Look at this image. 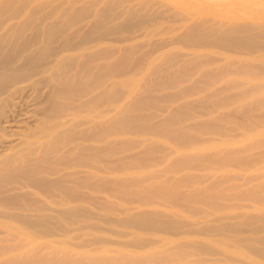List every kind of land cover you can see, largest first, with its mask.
Instances as JSON below:
<instances>
[{
	"label": "rangeland",
	"instance_id": "obj_1",
	"mask_svg": "<svg viewBox=\"0 0 264 264\" xmlns=\"http://www.w3.org/2000/svg\"><path fill=\"white\" fill-rule=\"evenodd\" d=\"M61 1L34 0L30 3V7L36 3L46 4L45 10H47ZM105 1L102 0L98 7L102 6ZM208 1L121 0L116 7V11H119L121 15L118 18L109 17L106 26L113 27L123 21L132 9L134 11L140 9L141 13H145V19L139 22L138 17H135L132 25L125 24L122 28L110 31L103 40H94L86 43L83 48L62 52V56L75 57L104 48L106 51L114 52L108 57L97 59L94 62L108 63L118 59L124 49H133L129 54L127 63L119 66L117 70H113L112 72L115 75L109 78L99 90L89 94L92 95L103 88L111 92L117 89L122 92V98L116 102V106H113L114 102H103L100 109L106 111L104 116L96 117V112H92L90 118L94 122L98 120L102 122L110 121V119L118 116L119 111L128 105L132 98H139V94L145 87L144 81L147 77L149 78L152 69L157 64L166 62L165 66H167V63H173L172 66H167V73H173L177 77L180 65L184 62L195 61L192 57L196 54L204 56L203 58L213 59L211 64L204 66L206 69H215L229 63L235 69L243 63L264 62V54L260 51L249 54L219 47L194 50L187 47L183 42L175 40L192 22L200 20L201 17L210 18L208 23L215 24L220 30L226 28L229 23L237 22L256 23L261 28L264 27V0H226L213 3L215 5ZM82 2L83 0L75 3L74 7L84 4ZM64 7L65 3L60 6V9ZM25 13L18 18L8 20L7 25L16 24L25 17ZM185 14H189L187 19ZM58 15L59 12L45 22L55 19ZM94 18V16H90L73 24L66 28L63 34L65 37H70L73 42H77L81 32L89 28ZM63 37H59V40L62 41ZM60 41H56L57 44ZM172 54L177 56L172 58ZM109 68L110 66L106 67L104 71H108ZM198 76L199 73H194L188 79H182L174 86L151 90V94L156 98L148 101L149 103H146L143 107L135 108L134 115H136V121L156 125L159 129L144 128L139 132H134V134L123 133L117 136V140L120 141H118L116 148L113 147V143H110V141L115 140L114 136H107L104 139L105 143L114 150V154H112V151L106 153L105 156H102V159H111L115 162L104 160V163L107 162L109 166L102 169V172L95 173L97 176L93 173L96 172L94 167L99 165V162L96 163L93 160H89L91 165L83 172L79 170H83L84 167L73 169V166L69 167L70 169L67 168L68 170H64L67 171L66 174L74 172V177L78 176L80 179V175L87 171L86 175L88 176L87 173H90V177L88 176L90 179L95 180L100 177L101 179L95 181L104 180L97 189L79 187L76 191L84 199L75 200V203L84 204L86 208L84 215L88 216L70 217L63 229H57L46 234H38L27 229L16 220L0 216V246L9 244L13 247L0 254V260L10 255L38 250L42 254L57 252L60 255L67 253L68 256L71 255L72 259L82 260L80 261L82 264H177V259H162L161 253L173 250L174 242L180 240V238L188 239V241L198 240L199 238L203 242L206 241L212 250L211 252L197 250L191 257H202L211 264L222 262L228 264H264V255L259 252L260 246H263L259 241L264 238V221L261 220H256L250 226L243 225L244 228L237 233L224 231V234L216 233L211 236L196 233L173 236L162 231H138L128 224H119L118 222L119 219L127 217L128 213H135L145 208L164 211V215L166 213L178 216L186 214L184 218L188 222H193L196 218L198 221L200 220L201 222L194 221L197 222L196 225L198 226L205 224L206 219L209 216L211 217V214L223 216L224 214L232 215L234 213H237L236 215L245 214L254 209L260 212L264 211V74L258 73L250 76L245 72H233L222 76L211 85H204L201 81L198 82L197 87L200 89L192 93H181V89L193 85ZM231 77L237 78L236 81L239 85L227 87V81ZM154 78L157 80L156 75ZM177 79L179 78L177 77ZM244 89H249L250 94L240 97V92ZM41 91L44 94L45 91L47 92V87H43ZM25 93H29L27 98L34 95V92H31L30 89H27ZM167 95H177V98L169 99V97H166ZM200 99L206 100L205 104H197ZM256 99H262L263 101L255 106L253 101ZM30 102L24 104L25 107L31 105ZM186 103H194V105L185 108L186 115L176 117L177 121L180 120L179 123H176V126L183 127L182 130L190 134L192 139L186 143L187 148H182L181 145L185 144L184 141H176L168 133L161 132L160 125L165 126V119L175 113V108ZM246 104H248L247 109L244 108ZM24 105L22 104V107ZM35 107L34 104L29 106L33 111L28 107L27 110L24 107L22 108V110H29L32 113L29 111L26 113L28 118L25 117V111H22L24 115L21 114L22 117L19 116L16 119L17 121H11L8 127L6 123H1L4 128V130H1V134L5 131L13 133L12 136L7 132L0 134L2 136V139L0 137V148L4 145L2 141L8 143V145L5 144L2 147L3 149H0V151L2 150L1 154L2 152L5 153L4 150H6V153L10 151L9 144L12 139L14 140L13 143L16 140V143L19 141L16 136L27 125V121L30 124L34 123L35 118L33 120L32 118L38 116L36 114V116L31 117ZM142 113L145 115L143 120L141 118ZM73 118L74 122L77 119L78 121L80 118L83 119L79 115H75ZM93 121H91V124ZM16 122L21 123L23 127ZM14 123L20 127L17 125V129ZM211 123L216 124L217 127L213 126L211 128ZM200 124L207 125L204 129H199L197 126ZM84 125L82 127H86V125L88 127L90 124L86 123ZM14 133L17 135H14ZM127 142H130V144H125ZM84 144L90 145L91 142L86 141ZM91 151L94 150H90L87 154L92 153ZM229 151L239 152L236 153L235 158H228L225 154ZM133 157L134 162H132ZM183 157H188L189 161L180 167H173L176 164L175 162ZM117 159L119 163L116 162ZM116 163L118 166L114 168L112 165L115 166ZM119 165H121L120 168ZM61 167L62 170L66 168ZM90 167L93 168L90 169ZM110 168H112L111 171ZM88 170L92 171L89 172ZM55 175L53 174L52 178L58 176ZM48 176V178L51 177V175ZM160 182L165 183L166 186L179 184L180 186L175 189L176 195L179 192L188 194L193 191L196 192V189H206L207 199L205 197L201 199V202H195L191 198L188 200H183L180 197L165 199L154 197L149 193L147 195L140 193ZM71 183L69 182V184ZM19 187L20 189L17 187V190L12 191L15 193L21 192V194L27 193V197L36 198L39 201L43 200L42 202H45V204L48 203V199L47 202L44 201L46 198L41 197L42 195L36 193L34 189ZM74 189L77 190L76 185ZM72 203L74 204V202ZM50 205L52 204L49 203ZM255 205L258 207H254ZM187 207H190L189 211L185 210ZM194 208H198L197 212H190ZM174 212L175 214H173ZM52 213L55 214V212ZM184 218L181 217V219ZM238 219L240 218H228L226 220L233 222ZM115 220H117V223L114 222ZM1 226L4 227L1 228ZM191 227H194V225ZM183 228L188 229L189 227ZM197 236L199 237L196 238ZM248 237L253 238L258 246L248 249L244 245V239ZM138 238H144L146 241L159 239V241L151 245L137 247L132 243ZM221 239H225L227 245ZM228 239H231V241L229 242ZM224 247H227V250ZM151 253L157 254V257L153 260L138 262V259H136L138 256ZM104 257L106 259H103ZM109 257H125L127 259L117 260L115 258L109 259ZM80 262L79 264H81Z\"/></svg>",
	"mask_w": 264,
	"mask_h": 264
},
{
	"label": "bare ground",
	"instance_id": "obj_2",
	"mask_svg": "<svg viewBox=\"0 0 264 264\" xmlns=\"http://www.w3.org/2000/svg\"><path fill=\"white\" fill-rule=\"evenodd\" d=\"M32 1L34 0H0V132L2 129L4 130L1 124L2 122L6 123L8 127L11 121H17L16 119L19 116L22 117V111L27 110V107L29 108V106L33 104L34 107H38L37 109L35 107V113L33 112L31 116L38 115L32 118V120L35 118V120H33L34 123L30 124L27 121V125L24 129L19 132L17 131L20 137H16L19 141L16 143V140L15 143H13L14 140L12 139L9 144L10 151L6 153V150H4L5 153L2 152L3 155L0 153V216L16 220L27 229L38 234H46L57 229H63L67 223V219L70 217L78 215L88 216L84 215L86 209L84 204L75 203V200L84 199L83 196L81 195L80 197V194L78 195L76 191H78L79 187L97 189L102 185L103 179L101 181L99 180L100 182L95 181L101 179L100 177L93 180L89 178L90 173H87L88 177L86 175L87 171L85 173L82 172L91 165L89 160H93L96 163L99 162V165L94 167L96 172L93 174L99 171L102 172V169L109 166L107 162L104 163V160L109 162L111 159H102V156H105L106 153L112 151V154H114V150L105 143L104 139L107 136H114L115 140L110 141V143H113V147L116 148L118 141H120L117 140V136L123 133L134 134V132H139L144 128L153 130L159 129L156 125L150 124V126L146 123L136 121V115H134L135 108L143 107V105L149 103L148 101L156 98L151 94V90L174 86L182 79H188V77L194 73H199L198 79L193 85L183 87L181 93H192L200 89L197 87V85H199L198 82L201 81L204 85H211L222 76L233 72H245L250 76H254L258 73L264 74V62L243 63L235 69L230 63L221 65L215 69H206L204 66L211 64L213 59L203 58L204 56L198 54L192 57L195 61L189 63L184 62L180 65L177 76L179 79H177L173 73H167V66H172L173 63H167V66H165L166 62L157 64L152 69L149 78L147 77L146 81H144L143 84L145 87L139 94V98H132L129 104L119 111L118 116L110 119V121L102 122L98 120L94 122L92 118H90L92 112H96V117L104 116L106 111L101 110L100 106L103 102L107 101L110 103L114 102V106L116 102L122 98V92L118 89L111 92L103 88L92 95L89 94L99 90L109 78L115 75L112 72L113 70H117L119 66L127 63L129 54L133 49H124L118 59L109 61L108 63L94 62L97 59L108 57L114 52L106 51L104 48L92 53L82 54V56L79 55L82 59L78 55L75 57L62 56V52L83 48L86 43L94 40H103L110 31L116 28H122L125 24L132 25L135 17H138L139 22L143 21L145 19V13H141L140 9L139 11H134V9H132L123 21L112 27L106 26V24L109 17L118 18L121 15L119 11H116V7L121 0H106L105 3L99 7L98 5L102 3V0H83L82 3L84 4L79 7H74V4L82 0H62L52 5L51 8L47 10H45L46 4L36 3L30 7ZM224 1L226 0H209L208 2L213 4ZM63 3H65V7L60 9ZM24 12H26V15L22 20L16 24L7 25L8 20L18 18L23 15ZM58 12L59 15L55 19L45 22ZM90 16H94L95 18L91 22L89 28L81 32L77 42H73L70 37H65L63 33H65L64 31L66 28ZM188 17L189 14H185V18L187 19ZM201 18L200 20L192 22L175 40L183 42L187 47L194 50L206 47H219L240 53L246 52L254 54L260 51L264 54V27L261 28L256 23L237 22L229 23L226 28L220 30L215 24L208 23L210 18ZM61 36L63 37L62 41L59 40ZM56 41H60V43L57 44ZM175 56L177 55L172 54L171 57L173 58ZM197 57L200 59L198 60ZM91 62L92 64H90ZM108 66H110L109 70L104 71ZM155 75L157 76V80L154 78ZM236 79L232 77L228 79L226 86L235 87L239 85ZM43 87H47V92L45 91L44 94L42 93L43 91H41ZM27 89L34 92L31 98H27V95L30 93H25ZM240 94V97L248 96L250 94L249 89H244ZM176 96L177 95H167L166 97L174 99L177 98ZM83 98L84 100H82ZM29 99L33 101V104L28 101ZM263 100L256 99L253 101V105L257 106ZM77 101L79 102L75 103ZM28 102H30L31 105L25 107ZM205 102L206 100L200 99L197 104H205ZM22 104H25L23 106L25 110H22ZM249 104L251 105V103ZM193 105L194 103L180 104L175 108V113L172 116L169 115L165 119L166 125H160L161 132L168 133L171 138L176 141H184L185 144L181 145L182 148H187L185 145L192 137L186 131L182 130L183 127L176 126V123L180 122V120L177 121L176 117L186 115L185 108ZM247 105L248 104H246L244 108H246ZM32 108L29 109L33 111ZM28 111L24 112L25 117L28 115L26 114ZM75 115L82 116L83 119L80 118L79 121L77 119L74 122L73 117ZM144 116L145 115L142 113V120L145 118ZM26 118H28V116ZM91 121H93L92 124ZM16 123L22 126L21 123ZM16 123H14V125ZM86 123L90 125H88V127L87 125L86 127H82ZM17 125H15L16 128ZM206 125L207 124H200L197 127L199 129H204ZM210 125H212L211 128H213V126L217 127V125L213 123ZM6 132L7 131L4 133ZM9 133L10 132H7V134ZM14 135L17 134L14 133ZM0 137L2 139V136ZM86 141L89 143L91 142V144H84ZM2 142L4 143L3 146H5L6 143L4 141ZM125 144H130V142ZM6 145H8V143ZM2 147L0 149H3ZM88 150L94 151L87 154V152H89ZM238 152L239 151H229L225 156L228 158H235ZM188 161V157H183L176 161L173 167H180ZM116 162L119 163V160ZM132 162H134V157ZM117 163L115 166L111 165L115 168L118 166ZM61 166L66 168L62 170L61 168L63 167ZM69 167H73V169L84 167L83 170H79L82 171V175H80L81 179L78 176L74 177V172L66 174L67 171L64 170ZM120 167L121 165H119V168ZM91 168L93 167H90V169ZM111 169L112 168H110V171ZM91 171L92 170L89 172ZM53 174L58 176L52 178ZM83 174L85 175L83 176ZM101 174L102 173H100V175ZM48 175H51L50 178L52 179L48 178ZM101 176L103 177V175ZM113 177L116 179L115 176ZM69 182H73L77 186V190L74 189L75 185L73 183L69 184ZM164 184L165 183L161 182L157 183L150 189L140 193L142 195H147L149 193L154 197H163L165 199L180 197L183 200H188L191 198L195 202H201V199L206 197V189L203 190V188L196 189V192L193 191L188 194L179 192L176 195L175 189L180 186L179 184H175L174 186H166ZM19 186H21V188L30 187L34 189L36 193L42 195H40L41 197L44 196L46 198L44 201L48 199V203L45 204V202H42L43 200L39 201V199L27 197V193L26 195L23 193L21 194V192H13L17 190V187L20 189ZM8 191L12 192L8 193ZM79 192L81 191L79 190ZM72 202H74V204ZM49 203L53 206H49ZM254 207L258 206L255 205ZM189 209L190 207L185 208L186 211H189ZM197 210L198 208H194L190 210V212L196 213ZM256 211L258 210L254 209L253 211L238 215H236L237 213L232 215L224 214L223 216L211 214V217L208 215L210 219L207 218L205 224L198 226L196 225L197 222H194L197 218L193 222H188L187 219L184 218L186 214L183 216L180 214L178 216L168 215L166 213V215H164V211L145 208L135 213H128L127 217L119 219L118 222L119 224H128L138 231H162L173 236H181V234L183 235L185 233L211 236L216 233L224 234V231L237 233L240 232L244 226L252 225L256 220L264 221V211ZM52 212H55V214ZM175 212L173 214H175ZM189 215L187 216L189 217ZM191 215L197 217L194 214ZM181 217L184 219H181ZM228 218L240 219L232 222L226 220ZM114 222L117 223V220ZM198 222L201 221L199 220ZM3 225L8 226L6 224ZM193 225L194 227H191ZM4 226H1V228ZM183 227L189 228L185 229ZM198 237L199 236L196 238ZM221 240L227 245L225 239ZM158 241L159 239L146 241L144 238H138L134 240L132 244H135L137 247H142L147 244H154ZM228 241L230 242L231 239H228ZM259 243L263 245L260 246L259 252L264 255V238H261ZM244 245L247 246L248 249L258 246L251 237L244 239ZM12 248L13 247L9 244L0 246V254ZM224 249L227 250V247H224ZM197 250L211 252L212 248L207 245L206 241L203 242V240H199V238L193 241L180 238V240L174 242L173 250L164 251L161 253V256L164 260L177 259V264H211L206 262L202 257H191ZM70 256H68L67 253L58 255L57 252L42 254L38 250H35L34 252L10 255L0 260V264H79V262L82 261L72 259ZM155 257H157V254L151 253L149 255L138 256L136 259H138V262H147L155 259ZM114 258L115 257H109V259ZM121 258L123 260L127 259L125 257H116L115 259L121 260ZM103 259H106V257ZM220 264L228 263L222 262Z\"/></svg>",
	"mask_w": 264,
	"mask_h": 264
}]
</instances>
